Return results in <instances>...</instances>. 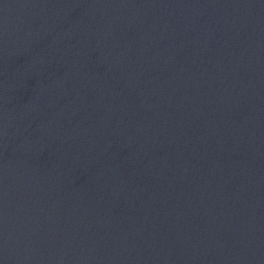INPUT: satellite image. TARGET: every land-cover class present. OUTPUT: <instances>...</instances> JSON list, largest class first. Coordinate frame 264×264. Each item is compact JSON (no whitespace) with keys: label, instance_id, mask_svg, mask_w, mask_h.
<instances>
[{"label":"water","instance_id":"obj_1","mask_svg":"<svg viewBox=\"0 0 264 264\" xmlns=\"http://www.w3.org/2000/svg\"><path fill=\"white\" fill-rule=\"evenodd\" d=\"M0 264H264V0H0Z\"/></svg>","mask_w":264,"mask_h":264}]
</instances>
